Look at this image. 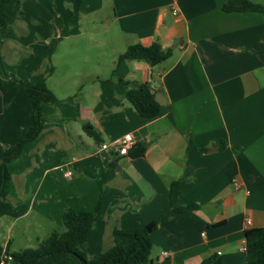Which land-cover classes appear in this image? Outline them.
Returning <instances> with one entry per match:
<instances>
[{
    "label": "crops",
    "instance_id": "obj_1",
    "mask_svg": "<svg viewBox=\"0 0 264 264\" xmlns=\"http://www.w3.org/2000/svg\"><path fill=\"white\" fill-rule=\"evenodd\" d=\"M224 2L83 0L76 21L72 0L7 5L0 32L6 70L34 81L53 46L45 83L56 100L41 104L42 131L7 165L3 247H35L62 230L63 211L99 203L80 245L88 258L111 245L114 224L130 229L159 217L143 264H199L212 254L222 264H245L244 230L264 226V15L226 12ZM154 41L172 49L161 63L117 62L128 45ZM120 79L160 93L158 115L140 116ZM31 122L28 93L0 77V163ZM128 132L142 155L100 149ZM187 204L198 208L168 210Z\"/></svg>",
    "mask_w": 264,
    "mask_h": 264
},
{
    "label": "trees",
    "instance_id": "obj_2",
    "mask_svg": "<svg viewBox=\"0 0 264 264\" xmlns=\"http://www.w3.org/2000/svg\"><path fill=\"white\" fill-rule=\"evenodd\" d=\"M13 0H0V32L6 27L10 17L6 12L7 5ZM83 0H72L71 20L79 17ZM222 9L226 12H260L264 15V4L251 0H225ZM53 46L46 53L47 65L44 72L35 76V80L17 79L5 68L0 53V77L16 83L24 89L32 106V122L23 128L16 142L5 149L0 167V197L4 198L8 192L10 174L7 163L17 158L23 146L32 141L42 131L44 117L41 112L43 102L56 100L54 93L45 83L46 75L53 71L51 54ZM172 49L162 48L157 41L149 45L139 43L130 44L118 54L117 62L123 60H144L151 66L157 65L171 55ZM119 84L125 88V99L134 110L144 118H152L158 115L160 104L155 100V91L147 82L131 85V82L120 79ZM84 131L95 140L99 134L89 123L83 124ZM131 156H140L144 153V147H132ZM177 184L172 182L171 187ZM6 204V201H4ZM98 203L93 211L68 208L61 215L62 230L52 231L48 236L38 241L35 247H26L19 251L10 252L8 246H2L0 242V261L5 264H143L150 262L151 241L150 234L157 227L159 217L141 226L123 229L116 224L111 229L112 243L100 252L97 257L88 258L80 245L85 242L91 232L92 223L99 211ZM198 208L197 204H187L175 208L172 211H189ZM245 264H264V226L246 228L244 230ZM199 264H222L218 255L212 254L204 257Z\"/></svg>",
    "mask_w": 264,
    "mask_h": 264
},
{
    "label": "built area",
    "instance_id": "obj_3",
    "mask_svg": "<svg viewBox=\"0 0 264 264\" xmlns=\"http://www.w3.org/2000/svg\"><path fill=\"white\" fill-rule=\"evenodd\" d=\"M175 12V10H173ZM134 145V138L132 133L128 132L123 134L120 139L113 141V142H104L100 144V149H109L110 147H115L117 149V153L120 155H126L128 154L129 150L133 147ZM66 176H70L71 172L67 171ZM232 185L235 188H239L241 185L240 180L237 177H233L231 180ZM246 225H250V218L246 219ZM245 249V247H244ZM0 264H5L3 261H0Z\"/></svg>",
    "mask_w": 264,
    "mask_h": 264
},
{
    "label": "rangeland",
    "instance_id": "obj_4",
    "mask_svg": "<svg viewBox=\"0 0 264 264\" xmlns=\"http://www.w3.org/2000/svg\"><path fill=\"white\" fill-rule=\"evenodd\" d=\"M253 2H256V3H263L264 4V0H251ZM14 5H12V7H10V10L12 11L13 9L17 8L18 7V3L15 1L13 3ZM14 6V7H13ZM22 66H17V65H11L10 66V69H12V71H16V69H20ZM14 73H17V72H14ZM57 79V77H54V79ZM60 91H62V89L60 88ZM12 161V160H11ZM9 163V162H8ZM7 163V165H8Z\"/></svg>",
    "mask_w": 264,
    "mask_h": 264
},
{
    "label": "water",
    "instance_id": "obj_5",
    "mask_svg": "<svg viewBox=\"0 0 264 264\" xmlns=\"http://www.w3.org/2000/svg\"><path fill=\"white\" fill-rule=\"evenodd\" d=\"M160 97H161V94H160V93H156L155 96H154L155 100H156L158 103H162V100L160 99Z\"/></svg>",
    "mask_w": 264,
    "mask_h": 264
}]
</instances>
